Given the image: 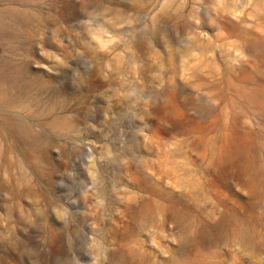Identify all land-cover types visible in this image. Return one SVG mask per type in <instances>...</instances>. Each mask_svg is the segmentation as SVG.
<instances>
[{
    "label": "rangeland",
    "instance_id": "374dc122",
    "mask_svg": "<svg viewBox=\"0 0 264 264\" xmlns=\"http://www.w3.org/2000/svg\"><path fill=\"white\" fill-rule=\"evenodd\" d=\"M0 264H264V0H0Z\"/></svg>",
    "mask_w": 264,
    "mask_h": 264
}]
</instances>
